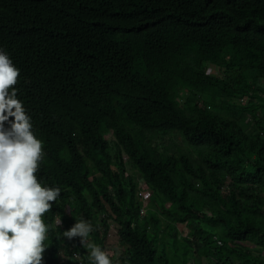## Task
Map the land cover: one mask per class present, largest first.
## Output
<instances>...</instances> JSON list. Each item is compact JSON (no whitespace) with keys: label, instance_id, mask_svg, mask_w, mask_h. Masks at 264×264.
Instances as JSON below:
<instances>
[{"label":"trees","instance_id":"trees-1","mask_svg":"<svg viewBox=\"0 0 264 264\" xmlns=\"http://www.w3.org/2000/svg\"><path fill=\"white\" fill-rule=\"evenodd\" d=\"M0 48L60 189L42 264H90L82 218L112 264H264V0H0Z\"/></svg>","mask_w":264,"mask_h":264},{"label":"clouds","instance_id":"clouds-1","mask_svg":"<svg viewBox=\"0 0 264 264\" xmlns=\"http://www.w3.org/2000/svg\"><path fill=\"white\" fill-rule=\"evenodd\" d=\"M20 74L8 52L0 48V264H42L50 230L42 217L52 208L60 189L42 186L37 179L44 153L42 141L33 134L31 117L17 98ZM136 196L141 202L139 214L144 216L152 209L151 191L140 177ZM56 226H62L60 218ZM95 230L82 218L63 232V238L79 237L81 245L90 250V264H112L108 253L87 242Z\"/></svg>","mask_w":264,"mask_h":264},{"label":"rangeland","instance_id":"rangeland-1","mask_svg":"<svg viewBox=\"0 0 264 264\" xmlns=\"http://www.w3.org/2000/svg\"><path fill=\"white\" fill-rule=\"evenodd\" d=\"M213 69H215V68H213ZM213 69L211 70L212 73H214ZM244 100H246V99H244ZM246 131L250 132L251 129L248 128ZM106 138L111 140L112 136L107 135ZM152 139L155 141V145H157L159 148H161L162 144H164V145L168 146V148L171 149V151H173V152H176L178 150V147L182 151H188L189 150L188 146L184 145L183 141L180 138L173 140V142L170 141L167 137L165 139H159L156 137H152ZM88 164H89V162H88ZM91 166L92 165H90V167ZM179 229L181 230L182 233H187L185 226L179 224ZM109 244L116 247V248H119V245H117V235H116V229L115 228H110Z\"/></svg>","mask_w":264,"mask_h":264},{"label":"built area","instance_id":"built-area-1","mask_svg":"<svg viewBox=\"0 0 264 264\" xmlns=\"http://www.w3.org/2000/svg\"><path fill=\"white\" fill-rule=\"evenodd\" d=\"M77 256H78L77 253H73L72 257L74 258V257H77ZM77 264H84V263H83V261L81 259H78L77 260Z\"/></svg>","mask_w":264,"mask_h":264}]
</instances>
